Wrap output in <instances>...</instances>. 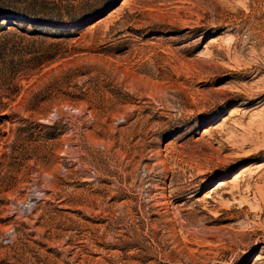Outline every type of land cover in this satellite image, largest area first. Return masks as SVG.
<instances>
[{"label": "rangeland", "instance_id": "374dc122", "mask_svg": "<svg viewBox=\"0 0 264 264\" xmlns=\"http://www.w3.org/2000/svg\"><path fill=\"white\" fill-rule=\"evenodd\" d=\"M0 264H264V0H0Z\"/></svg>", "mask_w": 264, "mask_h": 264}]
</instances>
